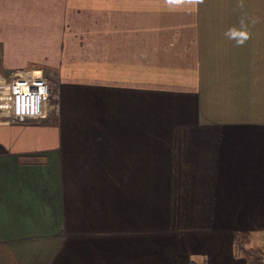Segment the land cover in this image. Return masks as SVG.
Here are the masks:
<instances>
[{"label": "crops", "instance_id": "obj_1", "mask_svg": "<svg viewBox=\"0 0 264 264\" xmlns=\"http://www.w3.org/2000/svg\"><path fill=\"white\" fill-rule=\"evenodd\" d=\"M242 16L257 23L237 46ZM25 66L54 67L61 110L0 117V264H250L236 238H264V0H0V67Z\"/></svg>", "mask_w": 264, "mask_h": 264}, {"label": "rangeland", "instance_id": "obj_2", "mask_svg": "<svg viewBox=\"0 0 264 264\" xmlns=\"http://www.w3.org/2000/svg\"><path fill=\"white\" fill-rule=\"evenodd\" d=\"M54 67H45V66H25V67H0V99L1 98H7L6 100L0 101V114L1 113H7L8 110L11 108V103H8V99L10 102L14 100V103L17 99V102L19 106L21 105L23 107V110L25 109L27 103H29L30 107L35 109V106H37V109H40L38 114H34L33 116H28L23 118L24 120H44L47 118L51 113L58 114L61 110V95L59 90V85L61 82L56 80L54 71H52ZM48 79L47 81V89L43 93H47L45 96L47 108L43 105L42 108H40V105L43 104L42 102H37L35 98H30V93H36L34 90H26L24 88L23 90L21 88L16 89V93H19L18 95H14L12 92V86L15 82L22 78H27L28 82H31L33 85L37 86V79ZM55 77V78H54ZM10 93V94H7ZM41 93V92H40ZM20 94L23 96H20ZM10 95V96H9ZM44 96V95H43ZM26 100H25V99ZM11 99V100H10ZM7 101V102H6ZM27 101V103H26ZM19 113H27V111L19 110ZM16 112V113H18ZM32 111L29 110V114H31ZM7 118H14L12 116H5ZM17 119V118H16ZM18 120V119H17ZM21 120V119H19ZM18 120V121H19ZM157 132H150V143H149V157L150 161H155L157 157V147L155 142V135ZM151 171V168H150ZM141 181H134V183H137L140 185ZM175 183V181H166ZM186 181H183V183ZM147 184V188H146ZM141 188V185H140ZM143 189H147V192L145 195H141L142 190L139 191V193H134L132 196H128V198H132V204H133V219L134 222L138 221L140 222L141 219L139 218V215L141 214V203H149V200H156V189H157V180H144ZM145 189V190H146ZM123 198V197H122ZM145 205V204H144ZM260 236V233H254L253 235H247L246 237H238L236 238V250L240 255H247L250 259V264H264V238L260 239L258 242V237ZM262 237L263 234H262ZM250 255H255L254 257ZM263 255V256H262ZM254 258V259H253ZM261 262H258L257 259H262ZM260 261V260H259Z\"/></svg>", "mask_w": 264, "mask_h": 264}, {"label": "built area", "instance_id": "obj_3", "mask_svg": "<svg viewBox=\"0 0 264 264\" xmlns=\"http://www.w3.org/2000/svg\"><path fill=\"white\" fill-rule=\"evenodd\" d=\"M35 79H37V83H38L37 86L33 85L31 82H28L27 78H22V79L18 80L17 82H15L13 84V86H12L13 90H12L11 93H13L14 95H18L19 93H16V91H17L16 89H19V88H21L22 90L24 88H26V90H29V91H30V89L34 90L36 93H30V98L33 97V98H35V100L37 102H42L43 104L40 105V108H42L43 105L46 107L47 106V104H46L47 101L45 99V96H46L47 93H43V92L48 90L47 89V82H48L47 80L48 79H40V78H37V77ZM7 94H10V93H7ZM20 96H22V95L20 94ZM5 100H6V97H5ZM7 101H8V103H11V108H10V110L7 111V113H4V112L1 113L0 117H4V115H5V116H12L14 118L23 120V118L28 117V116H33L34 114H38L39 111H40V109H37L36 105H34L35 109L30 107V105H29V103H27V101H26L27 105H26L24 110H23V107L21 105L19 106V104L17 102V99H16L15 103H14V100L12 102H10L9 99H8ZM19 110L27 111V113H24V112L23 113H19L18 112ZM29 110L32 111V113H31L32 115L29 114ZM16 112H18V113H16Z\"/></svg>", "mask_w": 264, "mask_h": 264}, {"label": "clouds", "instance_id": "obj_4", "mask_svg": "<svg viewBox=\"0 0 264 264\" xmlns=\"http://www.w3.org/2000/svg\"><path fill=\"white\" fill-rule=\"evenodd\" d=\"M166 4L170 8H190L196 10L204 0H165ZM238 6L244 7V0H238ZM257 19L253 16H242L239 22V27L229 28L225 32V36L228 40L234 41L237 46H243L250 38L251 33L249 31L250 26L255 25Z\"/></svg>", "mask_w": 264, "mask_h": 264}, {"label": "trees", "instance_id": "obj_5", "mask_svg": "<svg viewBox=\"0 0 264 264\" xmlns=\"http://www.w3.org/2000/svg\"><path fill=\"white\" fill-rule=\"evenodd\" d=\"M250 256H252V255H250ZM255 255H253L252 257H254ZM254 259V258H253ZM258 260V262H261V260L262 259H257ZM260 260V261H259ZM191 264H195L194 262H191Z\"/></svg>", "mask_w": 264, "mask_h": 264}]
</instances>
